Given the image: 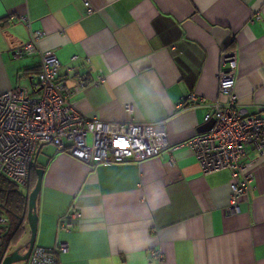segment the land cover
Masks as SVG:
<instances>
[{
    "label": "crops",
    "instance_id": "crops-1",
    "mask_svg": "<svg viewBox=\"0 0 264 264\" xmlns=\"http://www.w3.org/2000/svg\"><path fill=\"white\" fill-rule=\"evenodd\" d=\"M32 31L42 32L38 50L59 59L81 114L162 121L169 146L211 126L207 106L225 101L224 51L237 54L239 107L264 109V0H0V93L32 91L40 52L12 53ZM48 144L35 159L44 169L35 245L65 243L58 264H264V155L252 153V187L231 214L230 171L203 173L186 146L104 165ZM24 223L14 247L29 239Z\"/></svg>",
    "mask_w": 264,
    "mask_h": 264
},
{
    "label": "built area",
    "instance_id": "built-area-1",
    "mask_svg": "<svg viewBox=\"0 0 264 264\" xmlns=\"http://www.w3.org/2000/svg\"><path fill=\"white\" fill-rule=\"evenodd\" d=\"M41 36L42 32L32 31L26 42L12 49L17 57L40 52V64L31 92L15 86L0 93V175L26 188L30 169L44 143L87 164L104 165L140 162L182 145L193 152L203 173L230 171L234 180L229 183L227 210L231 214L239 210L238 198L252 187L256 156L264 155V109L250 114L239 107L234 50L221 53L223 68L218 73V90L225 101L207 106L204 120L212 121L209 129L169 146L162 121L109 122L81 114L69 101V90L58 78L61 64L55 53L38 50ZM186 100L195 103L190 106L198 104L194 94ZM127 109L131 112L130 107ZM80 215L78 211L71 212L72 218ZM5 220L0 217V224ZM2 249L0 234V253ZM65 250L63 242L53 247L34 245L24 264H58L59 255Z\"/></svg>",
    "mask_w": 264,
    "mask_h": 264
},
{
    "label": "trees",
    "instance_id": "trees-1",
    "mask_svg": "<svg viewBox=\"0 0 264 264\" xmlns=\"http://www.w3.org/2000/svg\"><path fill=\"white\" fill-rule=\"evenodd\" d=\"M36 163L29 173V184L22 188L4 175H0V217H5V223L0 224V234L3 236V249L0 261L12 243H17L25 229L27 220L28 194L36 182ZM5 215V216H2ZM26 243V242H25Z\"/></svg>",
    "mask_w": 264,
    "mask_h": 264
},
{
    "label": "water",
    "instance_id": "water-1",
    "mask_svg": "<svg viewBox=\"0 0 264 264\" xmlns=\"http://www.w3.org/2000/svg\"><path fill=\"white\" fill-rule=\"evenodd\" d=\"M43 173L44 169L42 167L36 168V182L28 194V209L26 218L30 231L29 239L26 243L18 245L12 251L7 252L1 259L0 264H12L14 262H22L24 264L35 245V234L37 227L36 201L41 188Z\"/></svg>",
    "mask_w": 264,
    "mask_h": 264
},
{
    "label": "rangeland",
    "instance_id": "rangeland-1",
    "mask_svg": "<svg viewBox=\"0 0 264 264\" xmlns=\"http://www.w3.org/2000/svg\"><path fill=\"white\" fill-rule=\"evenodd\" d=\"M88 141H90V136L88 137ZM48 145H50V146H55V145H53V144H48ZM11 247H10V249L8 250V252H10V251H12L15 247V244L14 243H12L11 245H10ZM17 247V246H16ZM12 264H23L22 262H14V263H12Z\"/></svg>",
    "mask_w": 264,
    "mask_h": 264
}]
</instances>
